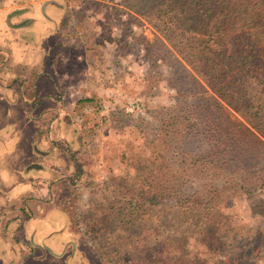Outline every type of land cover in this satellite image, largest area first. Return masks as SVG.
<instances>
[{
    "label": "rangeland",
    "instance_id": "1",
    "mask_svg": "<svg viewBox=\"0 0 264 264\" xmlns=\"http://www.w3.org/2000/svg\"><path fill=\"white\" fill-rule=\"evenodd\" d=\"M37 1L2 0L6 7L23 3L30 6L0 11V46L8 47L13 56L10 63L13 69H4L5 78L0 77V219L5 216L0 225L3 226L6 218L7 221L13 218L6 217V212L16 210L27 198L31 200L38 195L31 189L38 183H28V178L47 174L44 167L29 168L35 165H28L37 154L35 148L43 151L45 145L42 148L37 140L31 144L30 156L28 153L24 156L23 150L30 149V145L26 146L28 141L22 130L26 129L27 119L24 116L21 120V113L28 109L27 104L32 102L31 96L35 93L28 91L30 83H38L40 88L41 81L46 80L41 78L39 82L28 83L20 69L35 60L47 63L51 59L55 68L67 75L65 105L73 108L70 115L77 130L82 132V136L78 132V150L58 147L73 163L76 155L81 157L84 177L81 180L73 176L76 182H81L71 181V185L76 186L64 195L72 234L62 232L68 225L67 217L55 211L58 204L54 207V202H48L46 210L37 209L41 215L34 219L26 217V209H22L25 214L13 218L15 232L21 230L16 233L17 238L28 243L25 251L37 255L29 264H134L135 240L147 232L123 226L113 212L108 213L114 196L111 176H124L133 171L122 162V154L127 160H131L133 153L149 155L151 138L140 129L139 116L148 115L149 120L157 123L155 112L175 103L173 79L180 75L178 62L195 77L197 75L170 45L171 52L163 54L164 57L155 58L151 54L147 43H153L157 36L167 41L146 19L133 15L124 0H66L68 8L64 16L61 1L43 4ZM97 87L103 89L97 90ZM33 88L36 90L35 85ZM132 104L143 106L145 113L131 109ZM228 111L232 120L246 125L240 114ZM62 125L67 142L77 143L74 126L70 122ZM53 163L64 166L66 161L54 160ZM1 180H4L2 184ZM54 196L56 201V194ZM260 199L264 201V192ZM255 203L245 194L230 192L223 193L217 200L221 212L232 214L239 225L251 229L264 226L263 209L257 208V211ZM156 215L155 211L150 214L147 222L150 227L159 222ZM169 227L158 237L185 247L190 264L218 263L199 247L196 233L189 232L183 219H174ZM9 232H0V264H14L11 260L19 257L16 250L21 244L13 241V233L10 237ZM70 240L74 244L69 243ZM177 253L179 251L174 250L172 255L178 258ZM11 254L14 256L9 257ZM250 264H264L263 248Z\"/></svg>",
    "mask_w": 264,
    "mask_h": 264
},
{
    "label": "trees",
    "instance_id": "2",
    "mask_svg": "<svg viewBox=\"0 0 264 264\" xmlns=\"http://www.w3.org/2000/svg\"><path fill=\"white\" fill-rule=\"evenodd\" d=\"M124 4L168 42L157 36L147 43L151 54L164 57L170 45L197 77L178 62L175 103L155 112L157 123L139 116L150 153H133L131 160L121 155L133 171L111 176L108 213L147 232L135 240L134 264H190L185 247L158 237L174 219H183L218 263L250 264L264 253V226L239 225L217 200L225 192L242 193L264 213V0ZM229 109L246 125L232 120ZM76 159L78 174L84 164ZM153 211L159 222L150 227Z\"/></svg>",
    "mask_w": 264,
    "mask_h": 264
},
{
    "label": "crops",
    "instance_id": "3",
    "mask_svg": "<svg viewBox=\"0 0 264 264\" xmlns=\"http://www.w3.org/2000/svg\"><path fill=\"white\" fill-rule=\"evenodd\" d=\"M54 1L62 2L60 6L63 10V16H64L65 13L67 12L66 9L68 8L65 3L66 0H38L37 2H41L43 4V3H54ZM23 6H30V5H27V4L25 5L23 3L21 5L14 4V5H9L8 7H6V5L4 6V4L2 3V0H0V11L6 10L5 8L9 9L10 11L15 10V9L19 10ZM21 12L22 11L20 10L19 13ZM12 58L13 56L9 52V48L5 46H0V77L2 76L3 78H5L4 69H10V70L13 69V67L10 66ZM22 66L23 68H21L20 70L25 76L23 78L24 81H27L29 83L31 80H33V82L34 80L35 81L37 80L39 82V80H42L41 78H44L46 80V82H44L43 80L41 81L42 85L40 84V88L38 87V83L35 84L34 82L35 88H37L36 90L33 88L34 85L30 83V87L28 88V91L30 92L33 91L35 93H33V95L31 96L32 102L30 104H27L28 109L25 110V112H23L24 115L21 113V120H24V116L26 117L25 119H27L25 120L26 129H22V130L25 131L24 138L25 140L28 141L26 146L28 147V144L30 145V149L28 148V149L23 150L24 156L26 157V153H28V156H30L31 144L36 143L37 140L39 141L42 148L45 145L43 151H41V149H38L37 147L35 148V151L37 152V154L34 155V159H33L34 161L28 162V165H31L32 163H34L35 165H32L29 168L40 169L44 167L46 168L45 173L47 174H44L43 176L42 174L37 175V176H31L28 178L29 181H31V182L27 181L28 183H32V184L38 183L37 185H33V187H31V189H33L32 191L33 192L36 191L38 195H36V197L32 198L31 200L27 198L26 203L22 202L21 200L22 202L20 203L21 206H17L16 210L12 209L6 212V217L7 215H9V216H13V218H17L19 214H22V215L25 214L22 211V209H26L27 210L26 217H28V219H31V218L34 219L38 217L39 215H41V211L39 212L37 211V209L40 210L41 208L44 207L46 210V207H45L46 204L48 202H51V203L54 202V207L58 204V206L55 207L56 208L55 211L61 212L64 214V216L67 217L68 225L66 224L67 227L66 229L64 227L62 232H65V234H72L69 231V224H70L69 222L71 221L70 215L65 210V207L67 206L66 204L67 200L63 198V200L59 202L58 200L55 201L54 199L55 197L54 195L55 194L57 195V193L60 194V192L64 191L65 194L67 195L70 189L73 190L74 186L76 185H71V183L68 181L69 179L71 181H74L75 183L80 184L81 181L77 180L76 182V180L73 179V176L78 177L81 180L84 177V174H82L84 172L83 170L80 171L78 174H75L76 169H75V165L73 161L71 159L69 161L68 158L63 156L64 154L60 151V148L58 147V142L56 143V141L59 140L60 138L65 139L67 142V136L63 134L62 123L67 124L70 122V124H72L74 128L76 129L77 143L76 142H74L73 144L69 142L67 143L70 146V149H72L73 151L78 150L80 146V143H79L80 135L78 134L79 131L75 127L76 124L73 121L72 116L70 115L73 108L71 106L65 105V93L66 95L68 93V90L66 88V86H68L67 84L68 80H65L67 78V75L63 74V72H59L55 68V65L52 63L51 59H49L47 63H46V60H43V62L39 60L37 63L35 60L33 64L26 63ZM26 74L28 76H26ZM16 80L18 81V79ZM70 86H73V84H70ZM100 88L102 87H97L96 89L98 90ZM63 93H64V96H63ZM53 94H56V96L60 94L63 98L62 103L53 102L52 97H51V96H54ZM16 96H19V94H17ZM39 100L41 101L38 102ZM23 126H25V124ZM47 130H49V133H47ZM32 151H33V147H32ZM54 160L59 161V162H62V160H65L66 163L64 164V166H62L61 164L53 163ZM26 165H27V162H26ZM82 169H83V166H82ZM1 174L2 173L0 172V175ZM3 182L4 180H1V184ZM23 195H25L26 197H31V194H27V192H23ZM4 217L5 216H3L0 219V223L2 222ZM26 217L24 218L26 219ZM13 218L9 219L8 221L6 218L4 220L3 226L1 227L0 225V232L4 234L5 232L8 233L10 231L9 232L10 237H11V234L13 233L12 235L13 238L11 237V239L21 244L20 249L16 250L18 251V253L16 254L19 255L18 259L15 258L16 260L15 259L14 260L10 259V260L13 261L14 264L33 263L35 261L34 255L36 254L33 252L32 253L33 256H31L32 255L31 253H29L28 251H25L26 247L28 246V243H26L27 244L26 245L25 242H20L19 238H17L16 233H18V231L19 233H21V230L17 229V232H15V227L13 225V221H14ZM4 227H5V231H4ZM69 243L74 244L73 242H71V240ZM23 244H25L26 246H24ZM21 249H24V251H22ZM16 251L14 250V253ZM10 252L13 254V251H10ZM42 253H45V250H42ZM12 254L9 255V257L14 256ZM42 262L44 261H41L40 263ZM42 264H45V263H42Z\"/></svg>",
    "mask_w": 264,
    "mask_h": 264
},
{
    "label": "flooded vegetation",
    "instance_id": "4",
    "mask_svg": "<svg viewBox=\"0 0 264 264\" xmlns=\"http://www.w3.org/2000/svg\"><path fill=\"white\" fill-rule=\"evenodd\" d=\"M37 89V88H36ZM57 94V93H56ZM56 94H53L54 96H51L52 97V101L53 102H56V103H58V102H61L62 103V96L59 94L58 96H56ZM43 99H45V98H43ZM41 100H39L38 102H40ZM65 121V120H64ZM58 142V146H64L65 148H66V150L68 149V151H69V149H70V146L68 145V143L66 142V140L65 139H63V138H60L59 140H57L56 141V143ZM70 183H71V180L69 179L68 180ZM72 184V183H71ZM62 193V194H61ZM64 195H66L65 194V192L63 191V192H60V194H58L57 193V195H56V198H57V200L58 201H62L63 200V198H64Z\"/></svg>",
    "mask_w": 264,
    "mask_h": 264
},
{
    "label": "built area",
    "instance_id": "5",
    "mask_svg": "<svg viewBox=\"0 0 264 264\" xmlns=\"http://www.w3.org/2000/svg\"><path fill=\"white\" fill-rule=\"evenodd\" d=\"M131 109L133 110H139L142 114L145 113L143 106H139V105H133L131 106Z\"/></svg>",
    "mask_w": 264,
    "mask_h": 264
}]
</instances>
